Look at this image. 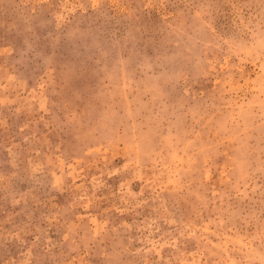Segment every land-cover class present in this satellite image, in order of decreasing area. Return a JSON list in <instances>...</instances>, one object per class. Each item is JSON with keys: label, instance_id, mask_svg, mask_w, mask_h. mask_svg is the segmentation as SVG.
Masks as SVG:
<instances>
[{"label": "rangeland", "instance_id": "obj_1", "mask_svg": "<svg viewBox=\"0 0 264 264\" xmlns=\"http://www.w3.org/2000/svg\"><path fill=\"white\" fill-rule=\"evenodd\" d=\"M0 264H264V0H0Z\"/></svg>", "mask_w": 264, "mask_h": 264}]
</instances>
